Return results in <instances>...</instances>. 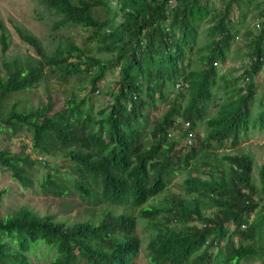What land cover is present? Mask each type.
<instances>
[{
  "label": "trees",
  "instance_id": "obj_1",
  "mask_svg": "<svg viewBox=\"0 0 264 264\" xmlns=\"http://www.w3.org/2000/svg\"><path fill=\"white\" fill-rule=\"evenodd\" d=\"M219 1L223 11L214 17L217 18L212 29L214 40L203 61L204 69L188 75L199 29L215 12V0H141L132 6L121 32L117 34L114 30L105 37L116 40L106 48L113 55L109 61L88 57L74 45L69 46L67 55L57 52L47 57L35 36L17 28L20 39L65 76L95 70L93 91H99L101 82L117 70L111 102L99 116L93 115V103L84 98L72 100L63 114L54 113L50 100L41 109L13 110L8 118H1L0 132L6 128L17 134L26 128L32 132L35 152L47 157L60 154L73 163V171L53 168L54 174L46 173L41 179L44 191L64 196L70 183L83 199L96 206L141 208L167 189L173 175L190 168L200 149L214 146L237 149L251 128L264 131V91L259 97L256 81L264 69L263 24L250 45V63L242 75L246 86L235 92L239 99L234 108L206 120L208 132L199 148L194 144L176 151L180 144L169 143L170 131L179 121L194 131L198 122L204 120L218 86L220 72L216 66L226 63L238 37L231 14L240 0ZM42 2L58 13L63 26H79L100 34L109 24L93 16L100 3ZM0 45L3 53L11 46L2 21ZM4 68L6 77L0 76V105L13 93L34 88L44 76L43 63L26 65L12 61L6 62ZM178 83L183 90L189 89V100L186 101L187 92H181L146 136L144 125L150 106L164 101L170 86ZM148 140L150 144H146ZM226 160L230 175L223 184H197L190 180L185 183L190 194L198 191L204 196L208 193L216 196V212L207 216L199 207L190 210L183 200L175 198L165 220L179 227H168L167 233L159 232L149 242L150 264H241L258 258L264 264V247L260 245L264 226V169L260 197L252 179L253 157L242 154ZM35 165L28 156L0 151V168L9 171L24 188L34 186L31 168ZM61 178L66 184L60 183ZM6 194V190L0 192V202ZM162 212L158 208H143L141 218L152 220V227L158 229L160 225L154 220ZM137 227V218L127 213L119 216L108 213L97 223L87 221L67 226L51 216L40 218L22 207L16 215L0 219V264H31V256L40 248L48 255L54 254L50 264H134L141 250Z\"/></svg>",
  "mask_w": 264,
  "mask_h": 264
},
{
  "label": "rangeland",
  "instance_id": "obj_2",
  "mask_svg": "<svg viewBox=\"0 0 264 264\" xmlns=\"http://www.w3.org/2000/svg\"><path fill=\"white\" fill-rule=\"evenodd\" d=\"M78 1L73 0L75 3H78ZM87 1L100 3L94 8L93 16L100 22L109 23L100 34L94 30H84L79 26H63L60 23L61 17L58 13L45 5L42 0H0V21L7 27L11 42L10 49L6 53L2 52L0 45V76L6 77L4 68L6 62L19 61L26 65L38 63L44 65V76L37 86L13 93L2 102L0 105L2 109L0 124H3L1 118H8L13 110L19 112L38 110L49 104L50 100L54 105V113L61 114L67 111L72 100L80 101L89 98L94 105L93 115L95 116H99L100 111L110 104L111 92L117 80V70L110 72L106 79L101 82L99 91H93L91 81L95 75V70L91 73H74L70 77L65 76L43 60L35 49L23 42L17 34V28H20L35 36L40 41L47 57H53L57 52H64L67 55L69 46L74 45L88 57L109 61L113 58V55L107 52L106 48L116 40L114 37L109 39L105 37L112 34L114 30L117 34L121 32L123 25L130 18L132 6L141 2V0ZM238 6L237 4L234 5L231 14L232 26L238 31V37L226 63H219L216 66L219 69L220 76L217 81L218 86L214 90L215 96L208 105L204 120L198 122L194 130L196 137L192 146L195 144L198 148L208 132L206 120L225 115L234 108L239 99L236 98L235 92L238 89H244L246 86V80L242 78V75L249 66L248 53L250 45L254 38L260 34L261 26L264 24V0H240ZM222 11L223 5L219 0H215V12L199 29L196 49L192 55V64L187 71V75L203 71V61L207 59L211 51L210 45L214 40L212 29L217 23V18L214 17ZM74 55L76 54L74 53ZM71 61H76V58H72ZM256 81L259 91L258 96L261 97V93L264 91V69ZM181 84H184L183 80ZM183 89L182 86L177 89L175 85H171L165 100H158L155 106H150L147 121L144 125L146 136L150 135L154 126L162 120L181 92L186 91V101L189 100V89ZM258 107V104H256L255 111L259 110ZM185 133L188 136V126L180 121L176 127L171 129L169 143L178 142L180 144L179 147H176V151L180 147H192L188 145ZM33 144L32 132L26 128L18 130L17 134L6 128L3 132H0V151L5 150L12 155L28 156L36 163L31 168V178L34 182V186L31 188L22 187L19 182L13 179L9 171L0 168V192L7 191L0 202V219L16 215L22 207L28 208L40 218L51 216L56 222L67 226L87 221L97 223L108 213L115 216L124 213L131 214L137 218L136 234L141 242L140 255L136 258L134 264H150L149 242L159 232L167 233L168 227L170 229L179 227L176 224H169L165 220L167 210L175 198L183 200L190 210L199 207L207 216H211L216 212V196L212 193L204 196L198 191L190 194L185 183L186 180H190L195 181L197 184H223L229 179L230 175V165L226 157L242 154H249L253 157V183L259 190V196H263L261 191V171L264 169L263 130L251 128L243 145L237 149H219L217 146L200 149V153L192 166L186 171L173 175L167 189L141 208L112 204L96 206L93 202L83 199L70 183L67 184V194L64 196H56L44 191L41 187V179L46 173L51 172V174H54L53 168H59L62 171L67 170V172L73 171V163L65 160L60 154L53 157L41 156L34 151ZM146 144H150V141H146ZM180 155L184 156V152H180ZM60 183L64 184L65 180L61 178ZM152 207L163 210L154 220V223L160 225L158 229L152 227V220L141 218V210ZM182 227L185 228V226ZM260 245L264 247V226L261 230ZM53 258L54 254L48 255L44 248H40L36 254L31 256V264H50ZM241 264H262V260L258 258L243 261Z\"/></svg>",
  "mask_w": 264,
  "mask_h": 264
},
{
  "label": "built area",
  "instance_id": "obj_3",
  "mask_svg": "<svg viewBox=\"0 0 264 264\" xmlns=\"http://www.w3.org/2000/svg\"><path fill=\"white\" fill-rule=\"evenodd\" d=\"M249 63H250V62H249ZM180 87H181V84L178 83V84L176 85V88H177V89H180ZM186 125L189 127L188 124H186ZM195 137H196V134L194 133V131H189L188 136H187V142H188V145H189V146H192V145H193V141H194Z\"/></svg>",
  "mask_w": 264,
  "mask_h": 264
}]
</instances>
